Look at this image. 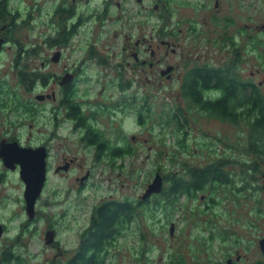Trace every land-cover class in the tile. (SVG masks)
I'll return each mask as SVG.
<instances>
[{"label":"rangeland","instance_id":"1","mask_svg":"<svg viewBox=\"0 0 264 264\" xmlns=\"http://www.w3.org/2000/svg\"><path fill=\"white\" fill-rule=\"evenodd\" d=\"M67 1L73 6V0ZM78 1L80 0H74V3L80 10H89L92 6V3ZM153 1L155 0L148 1V4H152L146 11L147 19L143 12L139 16L138 5L133 3L131 6L128 4L123 18L112 15L103 24L93 20L91 25L82 28L81 35L75 36L67 46H62V57L56 61L54 52L61 50L60 44L51 47L45 43L53 30L45 24V13L55 8L60 0H9L10 8L19 10L22 19L17 25H13L12 20L0 21V24L7 23L12 27L13 38V42L8 43L0 55V72L3 76L0 129L2 133L7 131L11 137L18 138L24 146L48 145L51 153L49 176L36 206V216L32 220H29L26 213L25 184L19 170H10L0 162V226L8 227L3 229L0 239L16 234L21 221L32 222V234L24 237L27 246L18 248L22 254L25 252L29 264H65L73 248L79 244L81 231L88 226L96 204L111 198L128 197L139 201L144 195L155 178L154 154L164 148L155 141L154 137L157 135L151 131L152 124H158L159 121L154 109L157 108L159 112L168 107V104L174 106L173 104L184 101L181 86L186 62L190 67L208 62L217 65L231 62L235 52L230 37L235 36L245 60L241 65L244 74L251 75L253 72V78L262 84L264 90V69L259 62L255 65L256 55L252 52L254 45L264 50V46L253 40L255 37L264 40V0H220V20L217 22L211 19L216 10L213 1H210V7L201 8L198 0H168L166 11L161 12L153 11ZM31 8L34 9L35 21L31 13L27 17ZM159 13L162 14L161 17ZM87 15L84 11L83 17ZM227 16L232 17L235 22L229 27L228 42L223 46ZM162 28L164 30L158 32ZM241 29L244 31L241 32ZM142 34L148 38L154 36L156 49L161 38L177 45L171 43L167 48L161 44V50L151 58L149 49L146 52L142 46L136 49L140 59H153L154 62L160 59V62L165 60L175 64L177 70L173 78L163 77L159 73L152 74L148 64H134V41ZM167 35L172 37H166ZM92 44H95L96 51L105 56L109 63L100 64L96 60L90 62ZM36 45H40L39 50L34 52V47H38ZM21 48L22 51L23 48L28 50L19 62L20 68L17 53ZM160 62H156L158 69ZM22 67L28 68L30 72L47 74L48 87L45 89L41 81L31 87L30 81L25 80L26 84L20 76ZM66 68L79 70L81 78L89 77L87 82L77 84L75 103H82L85 110L91 106L95 109L97 104L107 105L105 112L102 111L101 115L98 113L100 117L95 123V127L105 133L106 139L114 141L116 135H125L133 140L136 152L124 159L123 167H114L109 158L98 161L95 148L85 144L84 132L72 129V119L62 118L61 121H56L52 110L59 106L61 94L55 75L63 76ZM149 72L151 74H147ZM116 80L130 81L131 84L121 87ZM52 89L58 96L55 101L36 98L38 94L51 93ZM146 97L153 103L146 101ZM19 99L34 103L38 108L36 114L19 110L18 104L22 103ZM148 102L151 104L148 108L152 111V119L143 125L138 122L134 112L138 108L143 111V104ZM113 104L117 106L113 108ZM59 108L62 116L64 109ZM195 116L190 121L189 135L191 144L194 145L190 146L191 154L186 155L181 149L176 151L177 147H174L175 159L178 161L175 168L179 171H182L183 162L200 165L212 159L213 154L208 152L205 145L202 144V148L195 146V135L199 136L203 132V138H214L211 149L218 147L223 150V144L216 138L228 135L231 142L236 144L242 136L248 134L246 126L243 130L238 125L224 124L207 116ZM158 126L153 129H159ZM70 158H76L78 162L76 160L68 169L61 168L57 171L56 166L65 165V161ZM233 166L231 168L237 174L232 188L204 193L214 196L212 207L203 203L208 196L201 194L196 200L186 202L183 198L180 205L176 204L171 222L164 220L168 217L159 207L153 216L143 214L137 217L121 237L119 246L113 251L115 254L109 257V264H165L170 254L182 256L187 264H218L223 259L225 246L233 242L248 243L251 238L257 240L264 232V191L261 188L264 172L260 173L252 168L257 166L260 171H264V161L248 164L250 179L244 181L241 178L243 167ZM88 170L92 173L91 177L83 183L79 178ZM201 207H207L208 212H201ZM252 222L256 224L252 225ZM53 228L56 231L55 240L47 244V232ZM172 228L173 234L170 233ZM141 232L145 236L142 240ZM142 243L153 249L147 250L145 257L138 260Z\"/></svg>","mask_w":264,"mask_h":264},{"label":"trees","instance_id":"2","mask_svg":"<svg viewBox=\"0 0 264 264\" xmlns=\"http://www.w3.org/2000/svg\"><path fill=\"white\" fill-rule=\"evenodd\" d=\"M9 5V0H0V17H4L7 13L13 11ZM32 10L34 9L32 8ZM37 11H40V9H37ZM15 18L20 20L22 16L16 13ZM227 21L228 24L223 32L224 38L222 37L223 46L227 45L228 30L231 24L234 23L233 19H228ZM45 24L53 29L52 34H49L45 43L51 47L60 44V36H56L62 26V22H53L51 24L50 21H45ZM240 31L243 32L244 29ZM262 39L255 37L253 40L263 47L264 40ZM230 40L232 45H234L233 51L235 52V57L231 62H224L222 65L208 62L201 66L193 65L191 67L186 62L184 81L181 86V94L184 101L175 103L173 104L174 106L168 104V107L166 106L159 112L157 108L154 109L159 121L158 124L151 123V131L157 135L154 137L155 141L163 145L164 148L159 149L154 154L153 163L155 166L153 173L155 176L159 174L162 177V190L150 197H141L139 201L128 197L124 199L111 198L96 204L92 209L88 226L81 231L79 244L73 248L72 254L68 257L65 264H109L111 262L109 257L115 254L113 251L119 246L121 237L124 236L140 215L153 216L155 210L159 207L168 217L164 220L171 222L172 213L176 210V204L180 205L183 198L187 202L191 199H198L201 194L207 197L208 194L205 195V192L210 194V192L216 190L232 188L235 185L237 174L231 168H234L233 165L243 167L241 178L244 181L250 179L247 165L258 164L260 160L264 161V90L262 84L253 78V72L251 75L244 74L241 65L245 63V60L241 55L237 38L232 36ZM70 42L64 40L63 46H67ZM219 42L220 40L216 41V43ZM36 46L38 47H34V52L39 50L40 45ZM94 46L95 44H92L90 47L92 55L89 58L90 62L96 60L100 64L109 63L107 58L97 52ZM23 49L22 51L21 48L17 53V64L25 57L23 55L28 50V48ZM252 52L256 55L257 61L255 65L259 62L264 69V50L262 51L254 45ZM19 67L21 68L20 64ZM27 69L22 67L20 76L21 79L22 77L24 78V81H30L31 87L36 85L37 81L46 84L47 74H40L37 71L30 72ZM84 74L87 75V73ZM80 75L82 76V74ZM88 79L89 77L80 78V80L76 79L74 83L64 87L65 92L61 94L62 103L58 106V116H60L61 110L59 107H61L64 109V112H62L63 119L70 118L73 120L77 117L78 121L80 120L78 125L84 132L83 139L85 144L95 148L97 160L103 161L109 158L111 165L114 167H123L124 159L136 152L137 147L134 145L133 140L125 135H116L114 141L109 138L106 139L105 133L95 127V123L98 122L100 117L99 114L101 115L102 111H106L105 106L107 107V105L97 104L95 109L91 106L90 109L92 110L88 112L83 108L82 103L77 101L75 103L74 101L77 94V84L79 82H87ZM116 81L118 86L120 85L121 87L131 84L130 81ZM25 83L27 84L26 81ZM19 100L20 102L22 101L21 104H18L19 110H24V112L31 115L36 114L38 111L36 105L30 102L26 103L22 99ZM145 100L150 101L148 97ZM116 106V104L112 105L113 108ZM150 106L151 104L148 102L143 104V111H139L138 108L134 112L140 124H147L152 119V111L148 108ZM195 114L202 117L207 116L224 124L238 125V128L243 130L246 126L248 134L247 136H242L246 139L243 140L241 137L236 144L231 142L228 135L225 137L226 139L222 136L216 138L219 143L223 144V150L218 147L211 149V142H214V138H203V132L199 136L195 135L194 139L197 142L195 146L199 145L202 148V144L203 146L205 145L208 152L213 154L212 159L206 164L200 165L183 162L182 171H179L175 168L178 161L175 159L174 147H177L176 151L181 149L184 154H191L190 146L194 145L191 144V135H189L191 130L190 121L191 118L196 117ZM156 125H159V129H153ZM205 136H208V134L205 133ZM252 170L260 173L264 172L260 171L257 166L252 168ZM3 175L1 176L2 178ZM262 185L261 188H263ZM213 198L214 196L210 195L203 203L208 204V207H212L214 204ZM201 212H208L207 207H201ZM53 226L52 223L51 227ZM3 227V229H8L6 225ZM33 227L32 222L23 220L18 225L16 234H10L0 239V264L30 263L29 258L24 255L25 252L23 251L22 254L18 248L22 249L23 246H27L24 242V237L27 234H32L31 229ZM140 235L141 240L145 238L143 232ZM140 248L138 260L145 257L147 250L153 249L148 248L146 243H142ZM168 257L170 258L168 259ZM168 257L165 264H187L182 256L170 254Z\"/></svg>","mask_w":264,"mask_h":264},{"label":"flooded vegetation","instance_id":"3","mask_svg":"<svg viewBox=\"0 0 264 264\" xmlns=\"http://www.w3.org/2000/svg\"><path fill=\"white\" fill-rule=\"evenodd\" d=\"M148 1L149 0H80L78 2H84L86 4L92 3V6L89 10H84L83 8H82V10H80L79 6L76 3H74V0H73V6H70V4L68 3L67 0H60V3L57 4L55 6V8H53L52 10H49L48 12L45 13V15L47 17V21L48 22L50 21L51 24L53 22H56V23L62 22V26L60 27L59 32H58V35L60 36V41H61V43H60V49L61 50L55 51L54 54L58 51H60L62 54V50H63L62 46H63L64 40L70 42L75 38V36H78V34L81 35L82 28L85 27L86 25H91V22L93 20H95L96 22L100 21V23L103 24L108 18H112L113 17L112 15H116V17L119 16L120 18H123V14L125 15L127 12L128 4L130 6L133 3L137 4L139 16L142 14V12L146 16V11L148 8H150V5L152 4V2H150V4H148ZM198 1L200 3L201 8L210 7L209 3H210V1H213L214 7L216 10H215L214 14H212L211 19L215 22L220 20V0H198ZM167 2H168V0H155V1H153V5H152L153 11L154 12H161V10L166 11ZM93 4L95 5L94 7H93ZM84 11L88 13L87 17H83ZM16 13H19L20 16H22V13L16 9L10 13H7V15H5L4 17H0V21L12 20L14 22L13 25H17L19 23V19L15 18ZM29 13H31V15L33 16V20H35V14H34V10H32V8L29 9V11L27 13V17L29 15ZM158 15H160V17L162 16L161 13H159ZM146 19H147V16H146ZM225 19L231 20L233 18L230 16H227V17H225ZM233 21H234V19H233ZM27 22H28V20L26 19V23ZM136 24H138V23H136ZM191 24H190V27L192 26ZM139 26L142 27L141 23H139ZM224 26H226V21H225ZM248 27H250V25H248ZM154 30H156V29L154 28ZM163 30H164V28L160 29L158 32H161ZM11 32H12V27L11 26L9 27V25L7 23L0 24V38L3 40L0 55L4 51L6 45L10 42H13V38L11 37ZM172 33H173V31H172ZM170 35H167L166 37H172ZM153 37L154 36L151 35L148 38L147 35L142 34V35H140L139 38H137L134 41V47L133 48H135V51L132 52V56L135 59L134 64L135 65H141V64L146 65V64H148L152 69V74L157 75L159 73L161 76H163V77L167 76L169 79H171L174 77V73H176V70H177V66L175 64H172V62H170V61L166 62L165 60H163V62H160V59H157L156 62L161 63L159 65L160 67L158 69V64L156 62H154L153 59H150L149 61H147L146 58L140 59L139 53L136 52V49L142 46V48L145 52L149 49V51H150L149 57L151 58V56L154 57L156 55V53L161 50V44L165 45L167 48L169 47V45L171 43H173L175 46H177L174 42L166 40L164 38H161L160 44L157 45L158 49H156L154 47V43H153L154 38ZM173 51H176V49H174ZM173 53H175V52H173ZM182 55H184V54H182ZM60 57H62V55ZM184 57H185V55H184ZM133 68H136V66H133ZM168 68L170 70L167 72L166 70ZM79 72H80L79 70L74 71V70L66 68L62 73L63 76L58 77L57 75H55L56 81L58 82V85L60 88V90H59L60 94H64V92H65L64 87L65 86H67L71 83H74L76 79L80 80L81 75ZM70 74H72V80L69 82H66L64 84H61L62 78L65 75L68 76ZM147 74H151V73L149 72ZM2 77L3 76L1 75V72H0V114H1V109H2V98H3V87H2L3 78ZM48 81H49V77L46 81V84H43L45 89L48 87ZM39 95H44L43 100L52 99L55 101L58 98L57 93L54 89H52L51 93H47V94L42 93ZM43 100H41V101H43ZM61 103H62V99H60L59 105H61ZM32 104H34V103H32ZM57 110H58V106H55L52 111L55 114L56 121L59 122V121H61L60 119H62V116H58ZM91 110L92 109H88L87 111L90 112ZM12 111H14V110H12ZM73 121H74V125L72 126V129L75 128L76 131H81L80 125H78V122H80V120L78 121V118L76 117L73 119ZM5 141L6 142H13V141H19V140L16 137H11L7 131L5 133H2V130L0 129V147H1V143L5 142ZM21 144L25 145L24 143H21ZM46 147H47V151H48L47 161H48V176H49V171H50V167H51L49 165V163H50L49 158H50L51 153H50V147L48 145ZM68 160L65 161V165L69 164V167H70L71 165H73L75 163V161L77 159L76 158H70ZM0 162L4 165L1 157H0ZM77 162H78V160H77ZM65 165H62V166H65ZM56 167L58 168L61 166L57 165ZM17 169L19 170V168H17ZM91 174L92 173L90 170L86 171L85 175H88V177L84 180V182H86L91 177ZM77 179H78V177H77ZM79 180H80V178H79ZM263 186H264V180H263L262 187ZM255 224H256L255 222H252V225H255ZM253 239L254 238L249 239L248 243H245L242 241L241 242H233V244H229V245L225 246L226 249H225L223 259L218 264H264V249L262 246V245H264V243L262 244V241L264 240V232L262 233V235L257 240H253Z\"/></svg>","mask_w":264,"mask_h":264},{"label":"water","instance_id":"4","mask_svg":"<svg viewBox=\"0 0 264 264\" xmlns=\"http://www.w3.org/2000/svg\"><path fill=\"white\" fill-rule=\"evenodd\" d=\"M3 40L0 38V51L2 49ZM61 52L55 53L54 60H58ZM168 68L166 71L168 72ZM164 72V71H163ZM72 80V74L65 75L61 84L69 82ZM37 99L43 100L44 95H37ZM0 157L6 168L10 170H16L19 168V174L22 181L25 184L24 199L26 213L29 215V220H32L36 216V206L39 198L42 196L43 189L45 187L48 178V151L47 147L44 145L38 147L24 146L19 141L13 142H2L0 147ZM69 164L57 168L59 171L61 168L68 169ZM88 177L85 175L80 178L81 182ZM163 180L162 177L157 174L151 184H149L146 192L142 196L143 198L150 197L154 193H159L162 190ZM264 188V186H263ZM174 227V226H173ZM174 228L171 229V234H173ZM3 226H0V235L2 234ZM48 236L46 238V243L50 244L55 240V230H48ZM264 240L262 241V244ZM263 249H264V245Z\"/></svg>","mask_w":264,"mask_h":264},{"label":"clouds","instance_id":"5","mask_svg":"<svg viewBox=\"0 0 264 264\" xmlns=\"http://www.w3.org/2000/svg\"><path fill=\"white\" fill-rule=\"evenodd\" d=\"M39 95V94H38ZM38 147V146H37ZM50 230H54V229H50Z\"/></svg>","mask_w":264,"mask_h":264}]
</instances>
